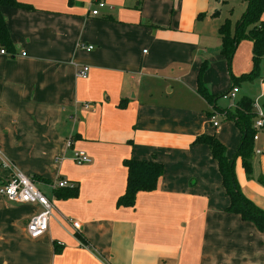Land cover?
<instances>
[{
    "label": "crops",
    "instance_id": "obj_1",
    "mask_svg": "<svg viewBox=\"0 0 264 264\" xmlns=\"http://www.w3.org/2000/svg\"><path fill=\"white\" fill-rule=\"evenodd\" d=\"M18 1L26 7L1 9L16 51L0 54V180L20 170L55 207L48 231L32 238L26 225L42 207L0 198V264H264V230L228 211L218 162L195 143L216 135L230 159L242 132L227 111L248 97L255 120L264 117L262 68L243 91L236 85L235 99L214 103L198 92L205 62L211 95L252 70L253 43L248 62L230 73L219 33L246 0ZM84 65L87 78L78 76ZM254 149L251 175L241 158L236 175L264 210V127ZM80 150L90 163L74 160ZM131 158L164 171L155 190L118 206ZM62 180L79 188L77 197L56 195L52 185Z\"/></svg>",
    "mask_w": 264,
    "mask_h": 264
},
{
    "label": "trees",
    "instance_id": "obj_2",
    "mask_svg": "<svg viewBox=\"0 0 264 264\" xmlns=\"http://www.w3.org/2000/svg\"><path fill=\"white\" fill-rule=\"evenodd\" d=\"M72 2V0H69ZM247 9L239 20L235 23L231 19L220 26L219 33L222 38L221 54L227 59L229 69L237 46L241 39L246 38L253 43V68L248 73L240 77L231 75L233 86L243 81H252L260 74V64L264 58V0H246ZM26 7L18 0H0V47L5 48L11 55L16 51L7 25V19L2 14V7ZM207 69V62L203 63L198 73V92L208 101L216 103L222 95H211L204 85L203 76ZM231 73V72H230ZM217 108L218 106L215 105ZM256 113L254 102L243 97L236 105L235 111H227V117L233 118L242 132V140L236 153L228 158L225 145L216 135L203 134L199 136L195 143L206 144L210 147L212 155L217 160L219 170L222 175L226 193L231 198V205L228 211L241 215L246 221L253 222L260 231L264 230V210L258 208L241 191L235 170L237 158L242 159L243 166L250 176L252 173L251 160L254 155L256 134L253 124ZM127 167V186L125 193L119 198L118 206H133L137 193L140 191H153L157 188L162 177L164 167L155 160L127 159L124 162ZM264 185V178L261 179ZM56 192L59 198H73L79 194L78 187H63Z\"/></svg>",
    "mask_w": 264,
    "mask_h": 264
},
{
    "label": "built area",
    "instance_id": "obj_3",
    "mask_svg": "<svg viewBox=\"0 0 264 264\" xmlns=\"http://www.w3.org/2000/svg\"><path fill=\"white\" fill-rule=\"evenodd\" d=\"M106 6L104 1L98 2V8H103ZM94 15L99 14V9L93 11ZM81 48H85L88 51L93 50L94 45H83L80 44ZM0 54L12 56L5 48L0 47ZM23 56L26 55L25 52L22 53ZM89 66L84 65L78 70V76L81 78H87L89 73ZM239 91L238 87H232V89L226 93H223L222 98L224 99H235ZM214 119V117H213ZM214 121V125L218 126L219 122ZM264 127V117H259L255 120L253 128L256 131L254 136L255 141L260 137V132ZM71 145V141H69ZM257 153H260L261 150H256ZM74 160L79 164L90 163L91 159L85 151H76L74 153ZM5 167L11 169V166L5 163ZM54 189L63 188V187H75L74 183H69L68 181H59L52 185ZM0 198L7 199L12 202L17 203H30L38 204L42 207L41 211L33 215L27 222V231L30 237L38 238L44 235L49 229L50 218L54 210V204L49 199V197L41 191L36 185L35 180L23 173L20 170L12 168L11 174L8 178L0 180ZM74 229L80 228V223L76 220H69Z\"/></svg>",
    "mask_w": 264,
    "mask_h": 264
},
{
    "label": "rangeland",
    "instance_id": "obj_4",
    "mask_svg": "<svg viewBox=\"0 0 264 264\" xmlns=\"http://www.w3.org/2000/svg\"><path fill=\"white\" fill-rule=\"evenodd\" d=\"M95 5H96V3H95ZM95 5L93 6V8H95ZM247 9V8H246ZM246 9H245V11H246ZM237 10H238V8H237ZM236 10V11H237ZM245 11L243 12V14L245 13ZM242 14V15H243ZM241 15V16H242ZM235 13H233V15L231 16V18H232V21H233V23H235L236 21V19H235ZM241 18V17H240ZM249 41L250 40H248V39H246V38H243V39H241L240 40V42H239V44H238V46H237V49H236V52H235V54H234V56H233V59H232V63H231V69H230V72L231 73H233L232 72V69L234 68V64L236 63L237 64V66H242V65H245L248 61H250L251 60V69L253 68V58H252V56H250V58H249V60H248V57H249V54H248V52L246 53V47H248L249 46ZM245 55V56H244ZM264 59V58H263ZM246 60H248V61H246ZM263 69V72H264V60H262V62H261V64H260V69ZM250 69V70H251ZM244 73V72H243ZM243 73H240V75L239 76H237V77H240ZM260 74H261V72H260ZM260 74H259V76H260ZM264 75V74H263ZM258 76V77H259ZM258 77H256V78H258ZM241 84V83H240ZM248 83H242L241 84V90L243 91L244 89H245V86L247 85ZM233 86V85H232ZM219 100H222V99H219ZM222 102H223V100H222ZM225 103V102H224ZM257 113V112H256ZM259 115L261 116L262 114L261 113H259ZM256 142V141H255ZM236 164V163H235ZM235 170H236V165H235ZM237 176V175H236ZM41 186L42 187H44V188H46V186H44V185H42L41 184Z\"/></svg>",
    "mask_w": 264,
    "mask_h": 264
}]
</instances>
